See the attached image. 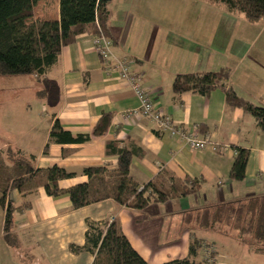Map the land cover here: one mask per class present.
Listing matches in <instances>:
<instances>
[{
    "label": "crops",
    "instance_id": "0c3cea01",
    "mask_svg": "<svg viewBox=\"0 0 264 264\" xmlns=\"http://www.w3.org/2000/svg\"><path fill=\"white\" fill-rule=\"evenodd\" d=\"M146 2H110L108 29L113 43L112 55L116 59L129 58L133 62L132 71L140 76L141 86L149 92L157 109L184 130H196L208 141L207 146L191 150L180 139L157 133L147 119L140 116L122 119L123 113L138 108V99L117 73L105 72L93 50V36L83 34L62 48L56 64L43 75L7 77L11 83L6 94L0 83V151L18 149L34 157L35 168L57 166L74 173L73 178L58 182V187L66 190L86 182V176L82 175L85 168L115 169L116 156L106 154V144L116 142L134 151L129 175L140 188L165 170L179 180H196L198 191L185 198L134 211L112 200L73 210L66 195L49 197L42 188L27 194L12 190L8 198L16 205L26 203L28 207L14 215L15 247L3 240L4 210L0 208V264H92V254L72 253L69 248L84 245L87 222L100 224L113 219L119 222L131 247L147 264L187 257L193 239L216 246L215 264H264V255L250 253L244 246L243 256L253 259L245 263L242 255L232 252L234 246L226 242L227 237L187 227L183 222L187 210L264 194V132L250 115L227 106L221 89L203 97L192 93L176 95L171 88L178 74L228 67L231 69L228 86L237 96L264 108V55L247 52V45L241 42L246 38H241L240 33L239 41L229 47L231 36L224 39L225 52L229 48L227 56L218 52L213 55L209 50L212 38L205 31L190 38V45L181 48L173 45L168 37L164 42L173 49L176 45L175 56L157 55L149 50L152 42L150 40L147 46L146 37L151 34L154 44L157 43L155 38L160 33L155 28H161V18L157 19L155 14L163 11L153 7L150 20L143 15L134 20L132 15L135 8L141 12ZM50 3L51 0L37 3L34 20H59V0H55L51 16H47L48 13L45 17L36 15L40 5L47 7ZM243 26L237 25L238 28ZM231 33L236 31L231 30ZM103 114L111 115L104 135L91 137L83 144L52 143L44 152L55 121L73 136L91 135ZM234 148L248 151L245 178L241 182L229 178ZM24 242L29 246L22 249ZM204 251L203 247L198 251L196 261L202 260Z\"/></svg>",
    "mask_w": 264,
    "mask_h": 264
},
{
    "label": "trees",
    "instance_id": "16d2710c",
    "mask_svg": "<svg viewBox=\"0 0 264 264\" xmlns=\"http://www.w3.org/2000/svg\"><path fill=\"white\" fill-rule=\"evenodd\" d=\"M39 1L0 0V77L43 75L56 64L62 48L72 44L79 35L96 36L102 33L110 38L108 22L112 0H59V20L32 21L34 7ZM208 1L223 5L229 12L242 14L250 23L264 21V0ZM230 74L231 69L228 67L217 71L178 74L171 88L176 95L192 93L203 97L215 89H221L225 94L226 105L250 115L259 130L264 132V108L237 96L228 86ZM110 122L111 115L103 114L91 135L73 136L55 121L44 152L52 143H87L91 137L104 135ZM234 151L229 178L241 182L245 178L248 151L242 148H234ZM106 154L116 156L115 169L85 168L82 175L86 176V182L62 190L58 182L73 178L74 173L57 166L35 168L34 157L18 149L0 151V208L4 210V242L10 247L16 246L14 215L28 207L26 203L16 205L8 198L12 190L27 194L42 188L49 197L66 195L73 210L112 200L118 206L134 211H143L152 204L185 198L198 191L199 183L196 180H179L165 170L140 188L129 175L134 151L120 147L116 142H108ZM183 222L187 227L230 236L245 246L248 252L264 255V194L187 210ZM86 225L85 243L82 247L70 246L72 253L83 251L92 254V264H147L131 247L117 220L100 224L87 222ZM202 247L203 240L193 239L187 257L162 264H210L204 258L195 260Z\"/></svg>",
    "mask_w": 264,
    "mask_h": 264
},
{
    "label": "rangeland",
    "instance_id": "374dc122",
    "mask_svg": "<svg viewBox=\"0 0 264 264\" xmlns=\"http://www.w3.org/2000/svg\"><path fill=\"white\" fill-rule=\"evenodd\" d=\"M54 2L55 0H51V3L47 7L40 5L36 11V15L38 17H45L47 15L46 13H48L47 16H51L54 12ZM133 5L136 6L134 3ZM153 7H155L157 11H163L162 14L157 13V16L155 14L157 19L161 18V28H155L159 31L160 36L155 38V43H157L154 44V36L150 34V36L146 37L148 40H146V45H150L148 42L151 40L152 44L149 50L153 53L157 52V55H161L162 57L166 55L168 58L175 56L176 45L173 49L171 48L172 46L170 47L168 43L164 42V39L170 37V39L173 40V45L175 43L181 48L183 45H190V38L193 39L202 35V33H200L202 31L207 32L208 37L212 38L209 50L213 55H217L218 52L227 56L226 52L229 53V48L228 51L225 52L224 46H226V41L224 42V39L228 40L229 36H231V39L228 41L229 47L232 42L234 44L239 41L240 34L241 38L242 36L246 38V40H240L243 45H247L245 48L247 52L255 55H264V21L258 22V24L246 22L243 16H241L242 14L229 12L223 5L211 3L208 0H147L141 12L136 8L134 9L132 13L134 20L136 17H141V15L150 20L148 17ZM38 19L39 18H37V20ZM230 20H234L236 26H234L235 23L233 24ZM32 21H34V18ZM239 23L240 26L242 24H244V26L238 28L237 25ZM231 30L236 31V33H231L232 35H230ZM159 40H161L159 44L160 50L158 49ZM0 83L4 85L3 94H6L9 90L7 87L11 83L9 78H0ZM214 234L218 233L215 232ZM226 242H229L228 244H233L234 248L232 252L236 256L242 255V257H244L243 255H245L246 250L242 244L230 236L226 238ZM21 245L22 249L29 246L27 242ZM203 248L205 250L206 248L208 249V255L205 252L201 257L205 258V256H208L209 263L215 264L214 257L217 251L216 246L213 247V245L211 246L203 242ZM242 257L240 256V258ZM243 260L245 263L253 262L251 257H244Z\"/></svg>",
    "mask_w": 264,
    "mask_h": 264
},
{
    "label": "built area",
    "instance_id": "2783aa9c",
    "mask_svg": "<svg viewBox=\"0 0 264 264\" xmlns=\"http://www.w3.org/2000/svg\"><path fill=\"white\" fill-rule=\"evenodd\" d=\"M112 46V40L105 37L102 33L92 37L93 50L98 55L105 72L117 73L121 79L127 82L133 94L138 99V108L123 113L121 116L122 119L129 120L134 116H140L151 122L158 133L167 134L170 137L180 139L191 150L204 149L207 146L208 141L201 138L196 130H184L170 117L164 115L157 109L149 92L141 86L140 76L132 71L133 62L127 57L120 59L114 58L112 55ZM205 252L207 254V248L204 253ZM204 259H207L208 262H210L208 256H205Z\"/></svg>",
    "mask_w": 264,
    "mask_h": 264
}]
</instances>
